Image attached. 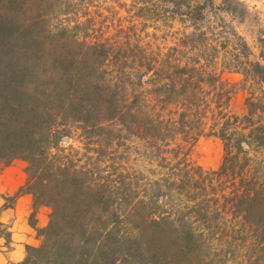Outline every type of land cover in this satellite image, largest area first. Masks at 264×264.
Wrapping results in <instances>:
<instances>
[{"label": "trees", "instance_id": "obj_1", "mask_svg": "<svg viewBox=\"0 0 264 264\" xmlns=\"http://www.w3.org/2000/svg\"><path fill=\"white\" fill-rule=\"evenodd\" d=\"M215 1L0 0V166L27 162L0 238L31 193L41 240L18 264H264V63ZM202 136L216 169L190 158Z\"/></svg>", "mask_w": 264, "mask_h": 264}, {"label": "rangeland", "instance_id": "obj_2", "mask_svg": "<svg viewBox=\"0 0 264 264\" xmlns=\"http://www.w3.org/2000/svg\"><path fill=\"white\" fill-rule=\"evenodd\" d=\"M117 1L124 5L131 2V0ZM215 3L217 6L215 10L223 17L221 22L218 21V25L227 30L233 29L238 35H241L251 48V58L264 63V0H216ZM125 13L122 10V14ZM225 57L227 55L223 52L220 61H225ZM219 67L221 70L223 69L222 65H219ZM221 74L235 89L230 102V109L237 114H245L247 112L246 99L249 96V88L251 87L250 82H246L244 75L235 70L223 69ZM260 87V85L253 86L255 91H259ZM81 140L80 134L75 133L72 137H65L62 145L65 147L73 145L83 150L84 144ZM223 152V143L219 137L202 136L192 147L190 158L205 169H216L221 163ZM26 166L27 162L23 159H16L9 165H1L0 182L3 184L25 182L27 178ZM6 202L5 200L4 203ZM45 209L40 217L49 220L50 208Z\"/></svg>", "mask_w": 264, "mask_h": 264}, {"label": "crops", "instance_id": "obj_3", "mask_svg": "<svg viewBox=\"0 0 264 264\" xmlns=\"http://www.w3.org/2000/svg\"><path fill=\"white\" fill-rule=\"evenodd\" d=\"M25 182L2 183L0 182V205L5 202L4 196L13 195ZM47 206L39 208L37 219L38 226L44 227L48 223L46 218L40 217ZM33 211V195L26 193L19 196L12 207L3 210L1 218L12 232L10 246L4 238H0V264H18L26 258L28 244L39 245L40 237L37 230L30 224L29 217Z\"/></svg>", "mask_w": 264, "mask_h": 264}]
</instances>
